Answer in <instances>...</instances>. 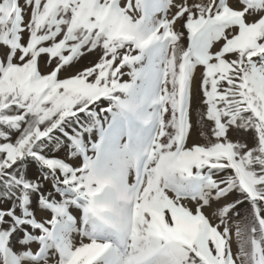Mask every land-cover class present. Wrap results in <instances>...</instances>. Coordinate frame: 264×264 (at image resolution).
Returning <instances> with one entry per match:
<instances>
[{"label":"snow or ice","instance_id":"6c2138e0","mask_svg":"<svg viewBox=\"0 0 264 264\" xmlns=\"http://www.w3.org/2000/svg\"><path fill=\"white\" fill-rule=\"evenodd\" d=\"M0 264H264V0H0Z\"/></svg>","mask_w":264,"mask_h":264},{"label":"rangeland","instance_id":"374dc122","mask_svg":"<svg viewBox=\"0 0 264 264\" xmlns=\"http://www.w3.org/2000/svg\"><path fill=\"white\" fill-rule=\"evenodd\" d=\"M202 142V141H201Z\"/></svg>","mask_w":264,"mask_h":264}]
</instances>
